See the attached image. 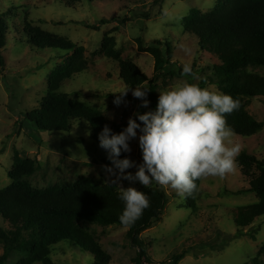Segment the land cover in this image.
<instances>
[{
  "label": "rangeland",
  "instance_id": "rangeland-1",
  "mask_svg": "<svg viewBox=\"0 0 264 264\" xmlns=\"http://www.w3.org/2000/svg\"><path fill=\"white\" fill-rule=\"evenodd\" d=\"M221 1L226 0H82L81 5L69 9L57 4L56 0H0V21L5 20L9 27L7 46L2 50L4 67L0 68V149L4 150L0 155V190L12 185L9 172L16 152L35 160L37 171L26 180L36 188L74 184L86 177L99 185H114L119 189L117 183L108 180L102 168L103 165L110 166L111 162L107 159V152L93 140L92 127L87 121H75L74 130L63 133L40 131L23 120V115L39 106L47 95L50 75L66 61L53 50L31 46L24 32L28 23L69 38L85 48L90 70L67 81L63 90L73 102H82L101 111L110 124L119 126L122 131L134 112H147L148 107L138 108L141 101L130 92L126 98L127 106L113 104L114 99L109 95H116L114 93L125 85L120 80L118 63L104 53V34L113 31L111 36L116 38L122 59L137 64L151 79L155 73V61L150 54L139 51V38H143L147 47L158 40L168 44L173 52L175 70L183 72L184 66L189 65L192 72L197 73L193 81L189 75L164 83L160 80L158 95L184 82L219 90L215 85L214 68L220 63L218 57L201 50L199 39L184 32L183 20L191 10L208 13ZM114 16L127 21L104 25L98 30L83 25L100 26L102 19L110 20ZM115 28L117 32H114ZM249 71L264 76V68ZM245 102L249 113L264 125L261 99H245ZM234 141L242 145L241 152H249L264 160V128L252 137L236 135ZM130 146L132 151L128 156L141 163L138 139L132 140ZM135 171L136 168H131L133 174ZM121 183L124 188L131 186L137 190L143 186L138 181L122 180ZM249 188L250 184L239 167L223 178L204 179L196 211L187 207L185 197L171 188L166 189L168 205L161 221L142 236L152 264H169L183 251L187 255L179 264H264V254L259 256L264 248V217L258 218L245 231L241 230V235L236 224L239 207L259 202L255 193L238 194ZM80 226L111 256V264H148L145 258L138 262V250L127 236L128 227H104L87 222ZM0 227L9 228L2 217ZM255 228L257 231H253ZM244 232L254 233L257 239ZM3 252L0 245V257ZM27 256L13 251L7 264H17L19 258ZM51 258L53 264L95 263L90 252L71 241L55 245Z\"/></svg>",
  "mask_w": 264,
  "mask_h": 264
},
{
  "label": "trees",
  "instance_id": "trees-1",
  "mask_svg": "<svg viewBox=\"0 0 264 264\" xmlns=\"http://www.w3.org/2000/svg\"><path fill=\"white\" fill-rule=\"evenodd\" d=\"M56 2L69 9H75L82 4V0ZM126 21V18L122 20L114 16L110 20L102 19L100 26L85 23L83 25L91 30H98L104 25L124 24ZM73 23L79 24L76 21ZM27 27L24 32L31 46L53 50L66 61L50 75L47 95L39 102L37 108L23 115V120L40 131L63 133L72 132L75 121H87L92 127V138L98 144L99 134L105 124L113 132L119 133L121 128L110 124L101 111L82 102H73L63 90L67 81L90 70L91 65L85 57V48L69 38L49 33L41 27H34L29 23ZM183 27L185 33L199 39L203 52L218 57L220 63L214 68L217 77L215 85L219 91L240 102V108L226 116L228 125L239 136L252 137L258 134L264 125L249 113L245 99H261L264 104V76L249 71L251 68H264V0L221 1L208 13L193 9L184 18ZM115 29L114 32H117L118 29ZM8 30L7 22L1 19L0 68L4 67L2 50L7 46ZM112 33L113 31L104 34L103 49L106 57L118 63L120 80L125 86H147V99L150 102L148 111H154L160 80L164 83L184 76L181 69L174 68L171 47L160 40L147 47L143 38L137 39L139 51L154 58L155 73L151 79L137 64L122 59ZM196 75V72L189 75L191 81ZM109 97L115 99L113 94ZM127 97L129 93L125 99ZM3 152L4 150L0 149V155ZM125 156H128V153L122 152L120 158ZM237 164L250 184L249 189L241 190L238 194L255 193L259 198L258 203L239 207L236 211V224L241 235V230L245 231L253 226L258 218L264 217V160L243 151L237 157ZM36 171L35 160L15 153L13 167L9 172L12 185L0 190V217L9 225L8 229L0 227V245L4 250L0 264H7L13 251L28 254L26 258H19L17 264H53L52 248L62 241H71L84 251L90 252L95 257L94 264H111V256L80 224L87 222L104 227H124L119 221L124 210V202L118 198L119 189L114 185H99L86 177L80 178L74 184L39 189L26 180ZM126 171L131 172V169ZM196 183L198 189L185 196L187 207L194 211L197 210L202 180ZM139 191L149 196L150 207L128 227L127 236L132 246L138 250V262L141 263L145 258L146 263L152 264L147 256L148 246L144 244L142 236L156 222L161 221L168 205V194L166 189L155 182L148 188L142 186ZM253 231H257V228ZM244 234L257 239L254 233ZM263 254L264 248L259 252V256ZM186 255V251L175 255L169 264H179Z\"/></svg>",
  "mask_w": 264,
  "mask_h": 264
},
{
  "label": "clouds",
  "instance_id": "clouds-1",
  "mask_svg": "<svg viewBox=\"0 0 264 264\" xmlns=\"http://www.w3.org/2000/svg\"><path fill=\"white\" fill-rule=\"evenodd\" d=\"M183 74H192L189 65L184 66ZM148 91L143 85L125 86L114 93L113 104L127 106L125 97L131 92L141 101L138 108H147ZM239 108V100L231 95L184 82L159 93L154 111L134 112L119 133L105 124L99 134V146L107 150L111 165L102 168L108 180L119 185L118 198L124 202L119 217L121 225L132 226L150 207V198L145 192L131 186L124 188L122 180L138 181L145 188L155 182L185 197L198 189V180L234 173L242 145L234 141L236 133L228 125L226 116ZM135 139L141 150V163L132 160L130 155L120 158L122 152L131 153L130 142ZM131 168H136L134 174L126 171Z\"/></svg>",
  "mask_w": 264,
  "mask_h": 264
}]
</instances>
